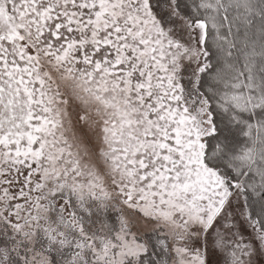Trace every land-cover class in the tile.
<instances>
[{
  "label": "snow or ice",
  "instance_id": "6c2138e0",
  "mask_svg": "<svg viewBox=\"0 0 264 264\" xmlns=\"http://www.w3.org/2000/svg\"><path fill=\"white\" fill-rule=\"evenodd\" d=\"M0 264H264V0H0Z\"/></svg>",
  "mask_w": 264,
  "mask_h": 264
}]
</instances>
